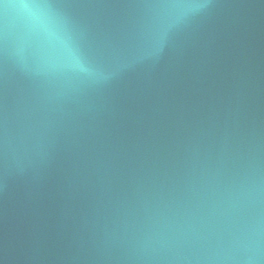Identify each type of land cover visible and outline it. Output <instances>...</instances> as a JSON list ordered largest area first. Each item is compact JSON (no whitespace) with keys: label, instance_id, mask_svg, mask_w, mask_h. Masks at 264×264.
Segmentation results:
<instances>
[{"label":"water","instance_id":"obj_1","mask_svg":"<svg viewBox=\"0 0 264 264\" xmlns=\"http://www.w3.org/2000/svg\"><path fill=\"white\" fill-rule=\"evenodd\" d=\"M0 264H264V0H0Z\"/></svg>","mask_w":264,"mask_h":264}]
</instances>
